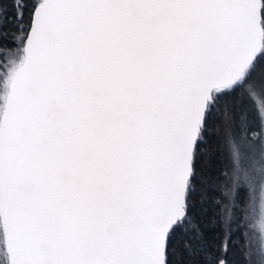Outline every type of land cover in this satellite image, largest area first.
<instances>
[{"label":"snow or ice","instance_id":"6c2138e0","mask_svg":"<svg viewBox=\"0 0 264 264\" xmlns=\"http://www.w3.org/2000/svg\"><path fill=\"white\" fill-rule=\"evenodd\" d=\"M0 264H264V0H0Z\"/></svg>","mask_w":264,"mask_h":264}]
</instances>
